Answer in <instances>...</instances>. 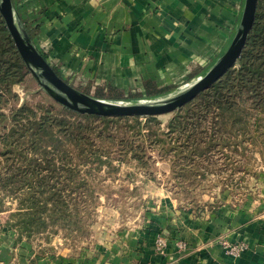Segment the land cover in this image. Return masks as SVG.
<instances>
[{
	"label": "crops",
	"instance_id": "1",
	"mask_svg": "<svg viewBox=\"0 0 264 264\" xmlns=\"http://www.w3.org/2000/svg\"><path fill=\"white\" fill-rule=\"evenodd\" d=\"M16 1L48 61L68 72L75 88L114 101L161 98L205 74L230 46L245 2ZM256 188L246 195L224 190L190 211L165 198L140 225L75 254L38 248L0 211V264H264V173ZM159 233L186 242V254L178 256L173 244L167 255L158 254ZM222 241L244 243L247 250L234 257Z\"/></svg>",
	"mask_w": 264,
	"mask_h": 264
},
{
	"label": "trees",
	"instance_id": "2",
	"mask_svg": "<svg viewBox=\"0 0 264 264\" xmlns=\"http://www.w3.org/2000/svg\"><path fill=\"white\" fill-rule=\"evenodd\" d=\"M24 22L35 40L36 30L25 19ZM30 75L0 14V125H10L5 134H0V190L21 202V211L13 215L14 220L8 225L28 237L53 226L76 224L69 200H73L74 191L84 190L88 179L71 166L74 151L78 160L97 163L98 169L110 163L107 156L95 150L93 131L98 132L94 137L99 140H115L119 129L110 135L111 124L120 126L128 119L137 122L130 127L143 130L138 122L141 117L83 115L62 106H39L36 110L24 104L3 112L10 100L17 98L14 87L26 82ZM147 94L151 98L156 93L148 90ZM145 119L150 139L166 143L158 118ZM96 120L104 124L99 131L94 126ZM169 128L172 133L177 132L179 140L186 137L185 143L179 141L172 147L176 157L186 154L192 161L227 149L237 153L246 137L255 140L264 135V0L258 1L255 22L237 65L194 101L174 112Z\"/></svg>",
	"mask_w": 264,
	"mask_h": 264
},
{
	"label": "rangeland",
	"instance_id": "3",
	"mask_svg": "<svg viewBox=\"0 0 264 264\" xmlns=\"http://www.w3.org/2000/svg\"><path fill=\"white\" fill-rule=\"evenodd\" d=\"M42 53L47 56L44 50ZM50 64L70 83L65 70L61 72L58 66ZM81 91L91 94L90 91ZM14 93L17 98L10 100L8 107L2 109L3 112L8 113L10 108L24 104L36 110L39 106L61 108L31 75L26 82L14 87ZM173 116L174 113L157 117L159 127L165 133L163 140L167 142L163 141L164 144L150 139L148 121L145 118L138 120L142 132L130 127L137 123L136 119H128L127 122L123 120L120 125L122 128L115 123L111 124L113 130L110 135L115 133L116 128L119 129V138L115 140H99L94 137L98 132L93 131L95 150L102 156H107L110 163L98 169L97 163L78 160L74 151L71 166L77 168L81 177L88 179L84 190L81 193L74 191L73 200H69L76 224L72 227L53 226L31 237L22 234L18 228L15 229L38 248L75 254L83 249H90L99 242L113 240L118 230L140 225L144 215L152 212L154 206H160L165 198L176 200L178 209L190 211L207 205L212 201L211 198L224 190L234 191L237 195L257 191V181L264 173V135L255 140L246 137L243 144H239L237 153L227 149L206 159L192 161L186 154L176 157L175 148H172L179 141H186L185 136L179 140L177 132L170 131L169 123ZM94 126L99 131L104 124L96 120ZM9 127L10 125L6 128L0 125V134H5ZM135 150H138V155L134 154ZM89 157L92 160L90 154ZM138 157H142V160ZM1 168L3 162L0 161ZM21 208V202L17 198L5 195L0 190V211L7 212L8 219L13 221V215L21 211ZM161 234L163 233H159L157 237Z\"/></svg>",
	"mask_w": 264,
	"mask_h": 264
},
{
	"label": "water",
	"instance_id": "4",
	"mask_svg": "<svg viewBox=\"0 0 264 264\" xmlns=\"http://www.w3.org/2000/svg\"><path fill=\"white\" fill-rule=\"evenodd\" d=\"M258 1L245 0L230 46L205 74L175 93L140 101L101 99L75 88L56 72L37 47L14 0H0V14L31 76L55 103L83 115L151 118L183 108L237 65L255 22Z\"/></svg>",
	"mask_w": 264,
	"mask_h": 264
},
{
	"label": "built area",
	"instance_id": "5",
	"mask_svg": "<svg viewBox=\"0 0 264 264\" xmlns=\"http://www.w3.org/2000/svg\"><path fill=\"white\" fill-rule=\"evenodd\" d=\"M66 75H67V77L70 76V74L68 72L66 73ZM3 231H4V227L2 226V224H0V239L2 238ZM156 241H157L156 242V252L158 254H161V255H167V250L171 244L174 245V247L176 249V254L178 256H183L188 251V245L186 242H184V241L170 242L168 237L164 234L159 235L157 237ZM221 244H222L223 248L225 250H227L228 253L234 257L240 256L244 251L247 250V246L244 243L231 244L229 242L222 241ZM176 258H178V257H176Z\"/></svg>",
	"mask_w": 264,
	"mask_h": 264
}]
</instances>
